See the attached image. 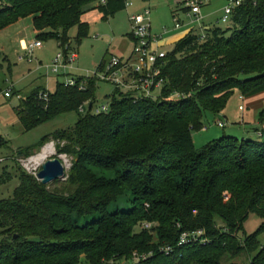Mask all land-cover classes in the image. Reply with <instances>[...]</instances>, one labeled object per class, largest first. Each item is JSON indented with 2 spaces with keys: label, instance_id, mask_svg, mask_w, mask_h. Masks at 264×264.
Returning a JSON list of instances; mask_svg holds the SVG:
<instances>
[{
  "label": "trees",
  "instance_id": "16d2710c",
  "mask_svg": "<svg viewBox=\"0 0 264 264\" xmlns=\"http://www.w3.org/2000/svg\"><path fill=\"white\" fill-rule=\"evenodd\" d=\"M128 4L3 0L0 31L32 18L38 43L55 40L66 55L78 54L90 36L85 15L95 10L108 20ZM232 25L208 26L177 43L159 64V97L136 102L117 88L107 98L110 111L95 114L101 81L95 75L74 79V87L58 83L54 93L39 87L21 99L15 111L26 131L67 114L79 120L19 152L29 157L55 142L72 168L50 188L17 164L20 185L11 199L0 200V264H111L135 254L143 258L139 264H238L243 257L264 264V222L246 232L252 215L264 221V141L224 135L197 148L193 137L236 91L244 98L264 93V2L238 8ZM107 66L103 61L99 72ZM12 180L5 170L0 187ZM128 192L132 208L111 212ZM199 231L207 244H180L184 233Z\"/></svg>",
  "mask_w": 264,
  "mask_h": 264
},
{
  "label": "rangeland",
  "instance_id": "374dc122",
  "mask_svg": "<svg viewBox=\"0 0 264 264\" xmlns=\"http://www.w3.org/2000/svg\"><path fill=\"white\" fill-rule=\"evenodd\" d=\"M183 3V0H129V6L126 10L108 20H104L98 11L93 10L87 13L83 20L90 25V36L83 40L80 47L74 44L78 48L79 59L75 64H68L66 68L60 69L57 75L51 73V68L63 50L60 49L55 40L42 42V47L34 48L31 53L27 50L38 42L32 18L23 19L19 23L0 31V84L3 85L4 90L0 94V136L7 142V145L0 147V176L7 170L13 177L10 183L0 187V200L11 199L19 187L18 165L26 171L28 169L33 170L38 175L44 163L52 159H59L67 168L66 176H68L72 168V159L66 155H59L58 144L55 142L49 143L41 151H36L29 157H25L19 152L35 147L42 139L56 132L73 129L79 120V116L75 113L63 115L50 123L26 131L15 110L21 105V99H26L36 88L44 87L47 91L54 93L58 83L67 84L72 79L93 78L99 72V67L103 61L109 64L114 57L129 61L135 49L130 17L136 14H144L146 10L151 11L153 34L163 35L160 44L165 53H172L176 44L191 32L202 34L208 26L223 30H229L233 27L232 23L225 24L222 22L224 11L229 6L230 0H207L206 5L202 8L204 20L201 23L188 16ZM96 6L93 5L90 9H94ZM175 18H179L183 25L180 30L175 28ZM76 36L77 29L75 28L70 31L72 41L75 40ZM23 41L26 42L27 48L23 46ZM29 55L32 58L31 62L27 59L24 60ZM62 64L65 65V61ZM88 82L85 81L84 83L87 84ZM116 89L114 84L98 81L95 109L106 106L108 104L107 98L113 95ZM10 90L13 92V97L7 98L5 93ZM120 92L126 93V89L122 88ZM160 93L158 90L156 97H159ZM262 113H264V93L252 98H244L236 91L221 113L218 115L208 113L206 115L204 129L195 132L193 135L194 143L197 148H202L224 135H236L241 139L242 136L239 134L240 132H237V128H241L244 119L250 123L258 121ZM227 118L229 122L226 120ZM218 120L223 121L226 127L220 128ZM250 132L254 137L250 139L264 141V137L259 138L257 132L252 130ZM50 146H53L54 154L49 155L40 164L31 163L33 158L43 155ZM66 161L69 166H67ZM104 175L110 178L116 177L114 173L110 172ZM49 186L54 188L53 183ZM131 200L132 194L128 192L111 205L110 211L130 210L132 208ZM263 222L262 218L252 215L246 224L247 234L256 233ZM86 223L87 220L82 219L79 224L84 226ZM260 239L264 244V234ZM248 261V257H243L235 262L248 264Z\"/></svg>",
  "mask_w": 264,
  "mask_h": 264
},
{
  "label": "built area",
  "instance_id": "2783aa9c",
  "mask_svg": "<svg viewBox=\"0 0 264 264\" xmlns=\"http://www.w3.org/2000/svg\"><path fill=\"white\" fill-rule=\"evenodd\" d=\"M264 0H230L229 6L224 11L222 22L225 24L232 23V18L236 10L244 5L252 4L256 6L259 2ZM188 16L196 19L197 22H203L202 8L206 5L207 0H183ZM3 4V0H0V8ZM129 6V4H128ZM151 11L146 10L144 14H136L130 17V22L133 26L132 37L135 42V49L132 58L129 61H124L116 57L112 58V61L108 64L103 72L96 73L95 75L102 82L114 84L119 90L126 89V93L132 95V98L136 101H144L149 98H155L156 92H161L164 86V79L160 78L159 64L166 58L167 53L163 52L160 47L161 36L153 34L151 23ZM176 30L182 28V23L179 18L174 20ZM42 43H36L27 48L29 53L36 48L42 47ZM31 62L32 58L26 57L24 60ZM79 59L77 53H71L66 55V52H62L58 55L55 61V65L51 68L52 74H59L60 69L66 68L68 64H75ZM22 60V59H21ZM65 61V65L62 62ZM67 86H76V80L72 79L67 82ZM81 90H85L81 87ZM7 98L13 97L12 90L5 93ZM88 106H83L81 112L85 111ZM242 110V108H241ZM110 111V105L102 107L101 109H95V114L108 113ZM220 128H225L226 124L223 121L218 122ZM28 164V163H27ZM29 165V164H28ZM31 175H38L33 170L27 171ZM147 228H151V225H146ZM209 240L205 237L204 231L195 233H184L181 236L180 244H207ZM139 255L135 254L131 261H124L121 263L111 262V264H139L141 261Z\"/></svg>",
  "mask_w": 264,
  "mask_h": 264
},
{
  "label": "water",
  "instance_id": "95a60500",
  "mask_svg": "<svg viewBox=\"0 0 264 264\" xmlns=\"http://www.w3.org/2000/svg\"><path fill=\"white\" fill-rule=\"evenodd\" d=\"M66 167L59 159H52L42 165V170L37 179L44 185L49 186L56 181L66 180Z\"/></svg>",
  "mask_w": 264,
  "mask_h": 264
},
{
  "label": "crops",
  "instance_id": "0c3cea01",
  "mask_svg": "<svg viewBox=\"0 0 264 264\" xmlns=\"http://www.w3.org/2000/svg\"><path fill=\"white\" fill-rule=\"evenodd\" d=\"M151 23H152V19H151ZM152 30H153V26H152ZM161 36L163 37V35H161ZM23 46L25 48H27V44H26L25 41H23ZM160 47H161V44H160ZM161 49H163V48L161 47ZM226 120L229 122L228 118ZM219 121H221V120H218L217 122H219ZM263 127H264V125L261 124L260 118H259L258 121H254V122H251V123L248 120L244 119L243 125L241 126V128H237V132H240L239 134L242 136V138L243 137L244 138H254L252 133L250 132V130L257 132V136L258 137H264V129H263Z\"/></svg>",
  "mask_w": 264,
  "mask_h": 264
},
{
  "label": "bare ground",
  "instance_id": "6f19581e",
  "mask_svg": "<svg viewBox=\"0 0 264 264\" xmlns=\"http://www.w3.org/2000/svg\"><path fill=\"white\" fill-rule=\"evenodd\" d=\"M54 154V148L53 146H50L48 149H46L43 153V155L39 157H35L31 160V163L34 164H40V162L44 161L49 155ZM67 166H69L68 162L66 161Z\"/></svg>",
  "mask_w": 264,
  "mask_h": 264
}]
</instances>
